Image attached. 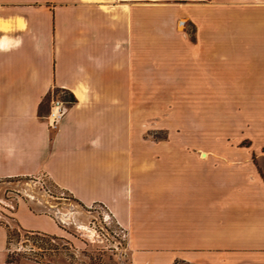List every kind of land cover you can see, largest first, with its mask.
Returning a JSON list of instances; mask_svg holds the SVG:
<instances>
[{"label": "crops", "instance_id": "0c3cea01", "mask_svg": "<svg viewBox=\"0 0 264 264\" xmlns=\"http://www.w3.org/2000/svg\"><path fill=\"white\" fill-rule=\"evenodd\" d=\"M150 67L177 73L173 106ZM63 93L76 101L52 129ZM150 113L205 138L150 141ZM251 126L264 127V0H0V180L44 175L104 205L131 264H264V152L230 133ZM11 216L64 236L29 203ZM9 230L0 222V264Z\"/></svg>", "mask_w": 264, "mask_h": 264}, {"label": "rangeland", "instance_id": "374dc122", "mask_svg": "<svg viewBox=\"0 0 264 264\" xmlns=\"http://www.w3.org/2000/svg\"><path fill=\"white\" fill-rule=\"evenodd\" d=\"M187 30L193 35L192 26H187ZM166 68L150 67V78L153 75L159 79L157 83L150 82V85H159L150 90L158 94L159 105L173 106L179 100L172 89L174 76L178 75L172 67L169 71ZM153 93L150 91V96ZM58 97L65 101L68 99V95L64 93ZM178 116L182 123L190 120L188 114ZM203 120L197 115V125ZM173 121L172 113H150L149 140H166L173 133L181 138H188L189 133H192L193 138L204 140L205 130L167 129L173 125ZM219 133L223 131H210L211 137L218 136ZM230 133L236 139L237 147L264 152V127L251 126L249 129L231 130ZM253 142L255 146H252ZM20 202L29 203L36 212L51 214L63 230L64 236L46 237L34 234L19 228L14 221H7ZM0 222L10 226L9 255L12 264H21L26 260L44 264H131L125 228L117 222L108 208L101 204L84 206L47 178L1 179Z\"/></svg>", "mask_w": 264, "mask_h": 264}, {"label": "built area", "instance_id": "2783aa9c", "mask_svg": "<svg viewBox=\"0 0 264 264\" xmlns=\"http://www.w3.org/2000/svg\"><path fill=\"white\" fill-rule=\"evenodd\" d=\"M69 104L70 102L62 100L57 96L53 97V99L51 100L50 112L47 117L50 128L55 129L58 127V125L61 123V121L63 120V118L68 112ZM35 178H47L48 179V177L44 175L40 177H35ZM124 230H125V235L127 238V230L126 229Z\"/></svg>", "mask_w": 264, "mask_h": 264}, {"label": "trees", "instance_id": "16d2710c", "mask_svg": "<svg viewBox=\"0 0 264 264\" xmlns=\"http://www.w3.org/2000/svg\"><path fill=\"white\" fill-rule=\"evenodd\" d=\"M66 101H69L70 103H73V102H75L76 100H75V98H74L71 94H69V95H68V99H67ZM34 234L44 235V236H46V237H52V236H50V235H45V234H40V233H34ZM10 242H11V233H10V230H9V239H8V243L10 244ZM7 263H8V264H9V263H13V262L10 260V255H9V257H8ZM39 263L44 264V263H42V262H39ZM16 264H18V263H16Z\"/></svg>", "mask_w": 264, "mask_h": 264}, {"label": "bare ground", "instance_id": "6f19581e", "mask_svg": "<svg viewBox=\"0 0 264 264\" xmlns=\"http://www.w3.org/2000/svg\"><path fill=\"white\" fill-rule=\"evenodd\" d=\"M181 24H183V22H181Z\"/></svg>", "mask_w": 264, "mask_h": 264}]
</instances>
